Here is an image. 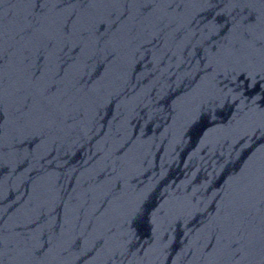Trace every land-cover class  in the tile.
<instances>
[{
    "label": "water",
    "instance_id": "1",
    "mask_svg": "<svg viewBox=\"0 0 264 264\" xmlns=\"http://www.w3.org/2000/svg\"><path fill=\"white\" fill-rule=\"evenodd\" d=\"M0 264H264V0H0Z\"/></svg>",
    "mask_w": 264,
    "mask_h": 264
}]
</instances>
